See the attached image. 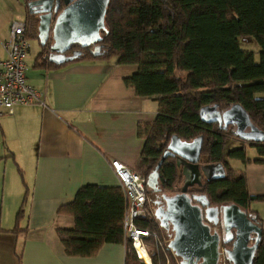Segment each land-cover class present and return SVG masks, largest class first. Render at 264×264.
I'll return each mask as SVG.
<instances>
[{
    "label": "trees",
    "instance_id": "1",
    "mask_svg": "<svg viewBox=\"0 0 264 264\" xmlns=\"http://www.w3.org/2000/svg\"><path fill=\"white\" fill-rule=\"evenodd\" d=\"M23 22L26 38L35 39L37 18L27 8ZM104 26L96 44L100 46L99 54L92 55V47L79 49L81 53L72 61L114 58L115 64L136 66L123 83L136 96L154 100L157 110L152 122L137 127L143 146L133 170L145 181L171 136L187 142L202 137L199 163L223 164L226 178L205 181L203 191L193 188L190 192L205 195L210 206L233 204L251 214L262 229L252 264H264V224L255 211L249 210L251 202L263 198L250 195L244 172L230 165L231 161L261 163L264 141L246 142L230 126L223 129L206 124L199 116L200 109L206 106L225 110L238 104L264 133V0H109ZM239 38H251L258 44V61L251 50L241 49ZM38 58L48 67L65 65L48 63L41 53ZM228 141L239 147L224 154ZM247 147L254 148L258 157L248 158ZM157 172L159 191L172 194L180 185L175 159L167 156ZM154 193L146 188L151 214L136 220V226L150 233L143 239L150 264H166V260L168 264H179L166 248L170 233L154 217L150 201ZM24 196L23 204L27 199ZM127 206L119 186L80 187L73 200L56 211L73 220L71 228L55 230L65 255L91 258L105 244H122L124 264H143L131 241L123 239L122 221ZM22 213L21 207L14 231ZM153 232L157 239L152 237ZM16 257L17 264H21L20 252ZM224 263L230 264L225 256Z\"/></svg>",
    "mask_w": 264,
    "mask_h": 264
},
{
    "label": "crops",
    "instance_id": "2",
    "mask_svg": "<svg viewBox=\"0 0 264 264\" xmlns=\"http://www.w3.org/2000/svg\"><path fill=\"white\" fill-rule=\"evenodd\" d=\"M26 1L0 0V58L5 57L3 43L10 23L24 19ZM40 52L38 44L28 53L25 79L43 93L44 106H15L12 114L0 116V264H17L19 252L21 264H124L122 244H105L91 258L65 255L55 230L71 228L73 220L56 211L82 186H118L112 160L135 168L143 146L137 127L154 120L157 104L124 85L135 65L115 64L111 58L69 61L53 68L40 61ZM248 131L246 127L241 132ZM255 154L246 156L254 159ZM8 162L18 167L24 192L16 193L13 202L9 196L6 207ZM237 162L235 170L244 172L248 193L263 198L251 202L249 210L264 224V158L261 163ZM23 219L25 226L20 228Z\"/></svg>",
    "mask_w": 264,
    "mask_h": 264
},
{
    "label": "water",
    "instance_id": "3",
    "mask_svg": "<svg viewBox=\"0 0 264 264\" xmlns=\"http://www.w3.org/2000/svg\"><path fill=\"white\" fill-rule=\"evenodd\" d=\"M109 0H28L27 11L37 18L36 39L41 47V57L48 63L62 64L72 61L81 52H66L71 48L85 49L99 54L100 32L105 31L104 17ZM62 9L60 10V8ZM60 10V11H59ZM203 123L223 124L235 127V135L245 141L262 142L264 133L249 119L238 104H232L219 112L216 105L200 109ZM246 127L249 131L242 133ZM202 137L191 141H182L171 136L154 169L148 174L145 186L152 192H158V168L169 155L175 156L176 167L180 170L181 184L177 194L171 197L163 195L165 210L154 209V217L161 228L171 225L168 247L179 264H219L221 243L231 242L225 249L230 264H252V258L262 235V229L254 222L251 214L241 211L236 205H208L203 194L187 195L189 187L201 191L204 182L223 180L226 170L221 163H199ZM191 199L199 205L192 204ZM201 207H205L202 212ZM220 216L222 235L211 232L208 223L217 224ZM205 221L207 223H205ZM233 230V232H232ZM249 242H252L249 244Z\"/></svg>",
    "mask_w": 264,
    "mask_h": 264
},
{
    "label": "built area",
    "instance_id": "4",
    "mask_svg": "<svg viewBox=\"0 0 264 264\" xmlns=\"http://www.w3.org/2000/svg\"><path fill=\"white\" fill-rule=\"evenodd\" d=\"M25 33V23L14 20L9 25L8 35L3 43L5 57L0 58V116L12 114L15 106L33 104L44 106L43 93L29 85L25 79L26 59L30 49L29 40L26 38ZM110 167L118 181V186L122 189L128 201L122 221L123 239L131 241L135 252V245L139 244L147 254L143 239L149 237L150 233L148 230L139 229L136 226V220H143L151 214L147 207L145 181L134 170L118 160H112ZM152 237L157 239L155 232L152 233ZM169 240L170 238L167 243H169ZM158 244L160 246V243ZM166 248L174 256L168 244ZM222 256L223 259H220L219 264H225L224 255ZM138 258L141 259L139 256ZM168 263V260H166V264Z\"/></svg>",
    "mask_w": 264,
    "mask_h": 264
},
{
    "label": "rangeland",
    "instance_id": "5",
    "mask_svg": "<svg viewBox=\"0 0 264 264\" xmlns=\"http://www.w3.org/2000/svg\"><path fill=\"white\" fill-rule=\"evenodd\" d=\"M238 42H239V46L241 47V49L243 48V49L251 50L254 53L255 60L258 61L259 46L253 39H251V38H239ZM28 43L30 45L29 52H30V54H32L33 51L37 50L39 42L37 39H30L28 41ZM28 59L29 58H27V60ZM236 147L237 146H236V143L234 141H228L225 145V148H224V154H226L227 151L234 149ZM246 155L252 157V156H255L256 154H255V151L253 149H247ZM12 162H13V160H12ZM8 164H10V194L8 195L9 169H7V190H6L7 198L5 199L6 207H7L9 196H10V200L13 202V198H14L16 193H18L20 195V193L24 192V186L22 184V181H21L20 176H19L18 171H17L18 167H15L14 163L11 164L8 162ZM230 165L232 167H235L234 169H236V167H238L240 164L237 161H231ZM0 170H1V168H0ZM25 172H26L25 175L28 177L27 171H25ZM22 177H23V173H22ZM0 193H1V188H0ZM154 209H156V208L154 207ZM6 215L8 218L12 217L11 214H6ZM24 221H25L24 219L21 220L22 224H20V228H23L25 226ZM220 259H223V256Z\"/></svg>",
    "mask_w": 264,
    "mask_h": 264
},
{
    "label": "flooded vegetation",
    "instance_id": "6",
    "mask_svg": "<svg viewBox=\"0 0 264 264\" xmlns=\"http://www.w3.org/2000/svg\"><path fill=\"white\" fill-rule=\"evenodd\" d=\"M28 1V0H27ZM26 1V2H27ZM60 11V10H59ZM73 51H79V48H71V50L70 51H68V52H66V56H69L70 54H71V52H73ZM219 126V125H218ZM220 126H222L223 127V124H221ZM228 126H230V125H228ZM228 126L226 127V129L228 128ZM232 129H233V131H235L234 130V128L232 127V126H230ZM224 129V128H223ZM237 146V145H236ZM237 147H239V146H237ZM227 153V152H226ZM171 157H173L174 159H175V156H171ZM180 186V185H179ZM159 188V187H158ZM179 188V187H178ZM178 188L172 193V194H163L162 192H160V191H158V192H155L153 195H150V201L153 203V208L155 207L156 209H161V210H165V202H164V199H163V195L164 196H166V197H171V196H174V195H176L177 194V191H178ZM193 188H197V187H195V186H193V187H189L188 188V191H187V195L191 198L193 195H199V194H202V193H191L190 191H191V189H193ZM197 189H199V188H197ZM200 190V189H199ZM201 191V190H200ZM191 203L192 204H197V205H199L195 200H192L191 199ZM208 205H209V203H208ZM210 206V205H209ZM210 207H212V206H210ZM204 209H205V207H201V210H202V212L204 211ZM205 223H207L206 221H205ZM208 225H209V227H210V229H211V232H217V233H219V235H222V229H221V221H220V216H219V220H218V223L217 224H213V222H210V223H208ZM171 225H170V223L168 222V229H166L165 231L167 232V233H171ZM232 232H233V230H232ZM229 244H231V242H229V243H226V244H222L221 243V245H223V246H225L224 248H222L221 247V250L223 251V250H225V249H229L230 247H228V245ZM249 244H251V242H249ZM221 255H224V253L223 254H221ZM225 256V255H224ZM226 257V256H225Z\"/></svg>",
    "mask_w": 264,
    "mask_h": 264
},
{
    "label": "bare ground",
    "instance_id": "7",
    "mask_svg": "<svg viewBox=\"0 0 264 264\" xmlns=\"http://www.w3.org/2000/svg\"><path fill=\"white\" fill-rule=\"evenodd\" d=\"M62 9V7L60 8V10ZM135 249H136V252L138 254V256L144 260V263L145 264H149V259H148V256L147 254L144 252L143 248L139 245V244H136L135 245ZM143 263V264H144Z\"/></svg>",
    "mask_w": 264,
    "mask_h": 264
},
{
    "label": "clouds",
    "instance_id": "8",
    "mask_svg": "<svg viewBox=\"0 0 264 264\" xmlns=\"http://www.w3.org/2000/svg\"><path fill=\"white\" fill-rule=\"evenodd\" d=\"M220 251H221V254H223V253H222V250H220ZM224 255H225V254H224ZM221 257H222V255H220V258H221ZM143 263H144V262H143ZM149 263H150V261H149Z\"/></svg>",
    "mask_w": 264,
    "mask_h": 264
}]
</instances>
